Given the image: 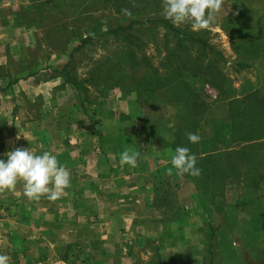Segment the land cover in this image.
Segmentation results:
<instances>
[{"label": "rangeland", "instance_id": "1", "mask_svg": "<svg viewBox=\"0 0 264 264\" xmlns=\"http://www.w3.org/2000/svg\"><path fill=\"white\" fill-rule=\"evenodd\" d=\"M2 4L6 5L0 14L3 23L11 21L14 29L30 31L15 34L13 44H21L23 54L14 55V75L37 73L30 82L33 89L25 81L15 85L12 104L0 98V107L14 111L3 123L13 127L16 141L31 139L36 146L44 131H50L52 141L46 136L50 153L58 155L62 141L76 145L77 140L90 134L93 140L99 133L114 139L112 135L120 132L121 138L123 124L131 137L149 144L146 151L151 148L152 160L145 161L144 167H157L160 174L151 181L152 187L165 190L168 184L176 204L192 208L201 232L200 242L168 251L161 244L142 249L131 245L132 252L121 262V243L102 246L98 236L91 245L81 238L70 246L69 241L80 233L71 232L66 212L53 221L51 213L41 216L36 208L37 212L30 211L40 208L41 202L0 191V254L10 257L9 264H53L55 260L85 264L86 255L88 264H264V179L257 178L264 169V148L223 154L208 165L199 163V177L179 174L170 165L172 171L164 172V165L153 162L161 158L160 153L165 159L176 147H187L193 125L214 116L223 119L226 111L211 107L218 97L215 85L224 90L231 84L233 90L224 95L225 100L264 92V0H223L216 23L208 29L194 30L190 23L177 26L166 19L180 32L206 41L205 48L189 41L179 44L172 33L154 23L165 19L164 0H0ZM130 20L151 21L136 29L138 41L101 36ZM89 35L96 38L74 51ZM20 55L44 67H19ZM62 65H67L77 92L58 81L51 91L37 92L36 81L56 77L53 68ZM200 136L206 143L210 140L206 130ZM166 173L173 177L168 183L163 178ZM54 203L62 207L60 200ZM27 219L29 226L22 224ZM42 219L49 226L38 221ZM53 222L60 227H50Z\"/></svg>", "mask_w": 264, "mask_h": 264}, {"label": "crops", "instance_id": "2", "mask_svg": "<svg viewBox=\"0 0 264 264\" xmlns=\"http://www.w3.org/2000/svg\"><path fill=\"white\" fill-rule=\"evenodd\" d=\"M5 6V4L0 5V14H3L2 10L6 9ZM12 25L11 21L3 23L0 20V98L4 99L5 103L9 99L11 104L13 103L12 97L14 96L15 85L25 81L26 86L29 89H33L34 87H31L30 82L35 80L37 76L35 71L25 75H14V55L23 54L21 44L18 43L15 46L13 44L17 43L14 38L15 34L23 36L24 34H29L30 31L28 32L27 28L25 31L19 28L14 29ZM20 47L21 49H19ZM16 59L19 61V67H44L37 62L32 63L22 55ZM58 78L62 79L56 76L48 80H37V92H41V89L46 90L45 92L47 90L51 91L56 86L57 81L58 84L61 82L65 87L72 89ZM13 113L14 111L11 109L8 112L7 108L3 109L0 107V116H3L0 118V159H6V153L17 148L30 149L35 155L52 152L49 149L52 141L50 140V131L49 133L44 131L45 137L41 138L39 140L40 144L36 146H32L31 139L29 141H16L17 136L13 131V127L3 123L4 121L7 122V117L11 118ZM125 128V125L121 124V138L120 132L112 135L114 139H109L107 134L99 133L96 135V139L93 140H91L92 137L94 138L93 134L87 135L82 141L79 139V143L77 140L76 145L72 142L69 143V140L65 143L62 141L61 148L57 147L59 149L57 153L59 154L55 156L60 164L64 165L71 174V187L66 190V195L58 199L61 201L62 207L56 208L54 201L42 196L39 200H34L35 202H41L39 203L41 205L40 208L34 206L30 211H38L41 216L47 212L51 213L53 216L50 219L53 221L55 218H60L57 215H62L66 212L68 216L67 223L71 227V232L76 230L80 233L79 236L72 240L69 239L71 240L69 241L70 246H75L81 238L91 245L94 242H98L95 241V238L99 236L102 246L111 242L121 243V262L129 256L136 245L140 246L139 249H142L147 244L167 245L168 251L173 247L200 242L199 236L201 232L199 223H197L199 215L195 219L192 208L182 203L176 204L175 192L167 187L168 184L165 190L152 187L153 183L151 181L155 177H159L160 174L157 172L159 169L157 167H155V170H147L144 167L145 161L149 162V160H152L149 156L151 148L148 147L146 151L145 147L149 144L147 146L143 145L140 143L139 138L134 135L131 137L130 129L127 130ZM170 133H173L172 127ZM46 136H48L50 142L47 141ZM156 137L164 141L162 135ZM202 137L204 136H201V140L197 144L185 143L186 145L189 144L188 146L194 145L196 147L198 153L196 154L197 164L201 163L202 159L205 158L203 149L206 146V142L202 140ZM181 139L184 141L183 137ZM82 143L85 146H81ZM152 143L154 144V142ZM164 143L166 144V142ZM127 148H132L140 153L135 168L120 164V154ZM55 149L56 147L54 146L53 151ZM172 155L164 159V156L160 153L159 157L161 158L153 162L154 164L164 165V172H167L169 165L172 168ZM171 177L172 175L166 173L163 178L168 183ZM17 186L18 188L7 190L10 193L5 191H2V193L7 194V196H24L23 182H18ZM26 199L29 201L27 197ZM24 202L22 200V206L25 205ZM38 221L44 222L43 219ZM204 222L202 219L201 226H203ZM30 223L31 221L27 219L22 224L29 226ZM44 223L46 226L50 224L46 221ZM44 223L42 224L43 227ZM50 227L59 228L60 226L58 223L53 222ZM96 227L102 230L101 233L95 231ZM48 234L49 236L50 234L55 236L51 232ZM131 245H133V248ZM165 248L163 247L161 250L165 252ZM103 250L101 249L102 255L108 253L110 255L109 260L112 259V254L105 251V249ZM86 257L85 264H88L90 262L88 260L89 255H86ZM82 260L83 257L80 258V261ZM57 261L55 260L53 264H61V262Z\"/></svg>", "mask_w": 264, "mask_h": 264}, {"label": "clouds", "instance_id": "3", "mask_svg": "<svg viewBox=\"0 0 264 264\" xmlns=\"http://www.w3.org/2000/svg\"><path fill=\"white\" fill-rule=\"evenodd\" d=\"M222 3L223 0H164V17L177 26L190 23L194 30L208 29L216 23V14L221 11ZM123 11L131 15L128 10ZM187 139L197 144L201 137L188 133ZM139 156L138 151L127 148L120 154V164L135 168ZM171 164L179 174L201 175L197 156L187 147L175 148ZM20 181L25 197L39 200L46 196L48 200L56 201L71 187V174L49 152L35 155L30 149L17 148L6 153V159H0V191L13 190ZM9 261L7 254H0V264H9Z\"/></svg>", "mask_w": 264, "mask_h": 264}, {"label": "trees", "instance_id": "4", "mask_svg": "<svg viewBox=\"0 0 264 264\" xmlns=\"http://www.w3.org/2000/svg\"><path fill=\"white\" fill-rule=\"evenodd\" d=\"M150 23L151 21L147 20L143 22L130 20L126 25L121 24L115 27H110L101 36L110 37L116 40L123 39L124 41L126 40L127 42L133 43L138 41L137 36L135 35L136 29L149 25ZM154 23L160 24L163 29L172 33L173 37H175V40L179 44H182L184 41H189L191 44H197L202 48L207 46L206 41L203 39L194 37L191 34L180 32L166 19H156L154 20ZM94 38L96 37L89 35L81 39L80 45L77 46L74 51L82 49ZM67 65H62L59 69L53 68V72L56 73L58 77L63 78L64 83L77 92L78 86L69 76L68 72H66ZM215 88L218 91L217 102L214 101L211 107L215 111H226L224 117H229L226 118L229 120V123L226 122L224 117L223 119H216L213 114V120L209 118L208 122L205 121L201 125L198 123V125L195 124L192 126L193 130L191 133L193 132L200 136L201 133L206 130L210 137V140L205 143L206 146L203 149L205 158L202 159L201 165L211 164L214 161H212V158L220 157L223 154L231 155L241 151L246 154L250 153L254 147L264 148V92H262L261 95L258 93H245L242 97H229L225 100L227 97L224 95L233 90L231 84H228V87L224 90L220 89L217 85H215ZM230 118H232L233 121ZM179 135L182 136L180 133ZM187 148H189L195 155L198 154L194 145H187ZM241 160L244 161V159ZM262 163H264V161H262ZM257 178L259 180L264 179V169Z\"/></svg>", "mask_w": 264, "mask_h": 264}]
</instances>
